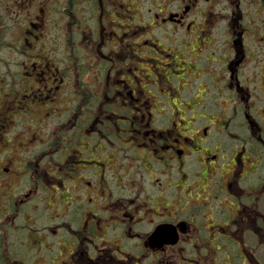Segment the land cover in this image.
<instances>
[{
    "label": "flooded vegetation",
    "instance_id": "flooded-vegetation-1",
    "mask_svg": "<svg viewBox=\"0 0 264 264\" xmlns=\"http://www.w3.org/2000/svg\"><path fill=\"white\" fill-rule=\"evenodd\" d=\"M0 264H264V0H0Z\"/></svg>",
    "mask_w": 264,
    "mask_h": 264
},
{
    "label": "rangeland",
    "instance_id": "rangeland-1",
    "mask_svg": "<svg viewBox=\"0 0 264 264\" xmlns=\"http://www.w3.org/2000/svg\"><path fill=\"white\" fill-rule=\"evenodd\" d=\"M1 16H3V15H1ZM16 31V30H15ZM4 43V42H3Z\"/></svg>",
    "mask_w": 264,
    "mask_h": 264
}]
</instances>
